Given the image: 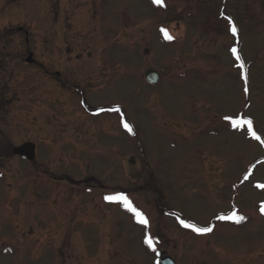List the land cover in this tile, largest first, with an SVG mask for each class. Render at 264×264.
Here are the masks:
<instances>
[{"label": "rangeland", "instance_id": "obj_1", "mask_svg": "<svg viewBox=\"0 0 264 264\" xmlns=\"http://www.w3.org/2000/svg\"><path fill=\"white\" fill-rule=\"evenodd\" d=\"M256 16L253 0H0V264H264V144L224 119L264 140ZM27 142L32 158L12 152Z\"/></svg>", "mask_w": 264, "mask_h": 264}, {"label": "snow or ice", "instance_id": "obj_2", "mask_svg": "<svg viewBox=\"0 0 264 264\" xmlns=\"http://www.w3.org/2000/svg\"><path fill=\"white\" fill-rule=\"evenodd\" d=\"M153 3L161 4L162 0H153ZM227 19H228V23L230 25V31H231L232 35L235 36L237 34V28H236L235 24L231 21L230 18H227ZM162 31H164L165 37L167 39H172V37L170 35H168L166 30H162ZM231 52L236 57V59L239 61L240 56L238 54L237 49L235 47H233V48H231ZM239 67L242 70L241 75L244 77V79L246 81L247 77L243 72L244 65L242 62L240 63ZM247 91H248V89L245 86V92H247ZM113 111L119 112L120 109L117 107V108L113 109ZM224 119L226 121H229L231 126L235 129L244 128L245 126H247L248 134L252 138H254L258 141H261V143L264 144V140H262L261 137L259 135H257V133L255 131H253V122L250 118H246L244 116H239V115H236V116L226 115L224 117ZM122 123H123V126L126 130H128L129 132L132 131L131 126L128 123L123 122V120H122ZM245 179H248V177L245 176ZM257 187L264 188V185L258 184ZM105 200L109 201V202H115V203L121 204L128 212L133 214V216L136 218V220L139 224H141L145 227L148 226V224H149L148 219L145 217V215L141 211H139L136 207L133 206L132 202L129 200V198L123 192H115L113 194L106 195ZM261 211L264 212V206H262ZM217 219H219V220H233L236 223H239L240 221L244 220L245 217L241 216V215H237L235 212H232L228 215L218 216ZM180 223L183 227L189 228L193 232H196L198 234H204V233H208V232L212 231L211 227H198L196 224L189 223V222L182 220V219L180 220ZM144 243L147 244L150 248L153 247V241L147 235V233L144 236Z\"/></svg>", "mask_w": 264, "mask_h": 264}, {"label": "water", "instance_id": "obj_3", "mask_svg": "<svg viewBox=\"0 0 264 264\" xmlns=\"http://www.w3.org/2000/svg\"><path fill=\"white\" fill-rule=\"evenodd\" d=\"M25 61L30 63L32 61L31 54H29ZM144 79L148 84L154 85L157 84L159 81V75L154 70H147L144 72ZM30 144L26 143V152L27 154L31 153V150L29 148ZM156 256V262L157 264H175L174 260L166 254L164 250H158L155 253Z\"/></svg>", "mask_w": 264, "mask_h": 264}, {"label": "flooded vegetation", "instance_id": "obj_4", "mask_svg": "<svg viewBox=\"0 0 264 264\" xmlns=\"http://www.w3.org/2000/svg\"><path fill=\"white\" fill-rule=\"evenodd\" d=\"M255 1L256 5L260 8H263L264 10V0H253V2ZM221 12V15L219 14V16L223 19L226 20L227 16H229L231 18V21L235 24V26L238 27V21H236L237 19L235 18V16L227 11H220ZM223 14V15H222ZM259 18V19H258ZM256 19L259 20V23L261 24V30L263 31L264 29V16H256ZM228 22V20H226ZM230 32V27H229V30H228V33ZM28 143V142H27ZM23 150H20V149H17L16 147H13L12 148V152L18 154L21 158L23 159H30L32 158V148H31V145L29 146L30 150H31V153L30 154H27L26 152V143L23 144Z\"/></svg>", "mask_w": 264, "mask_h": 264}]
</instances>
